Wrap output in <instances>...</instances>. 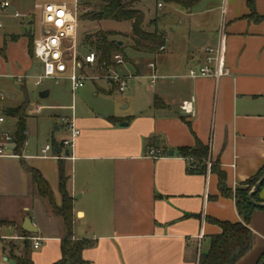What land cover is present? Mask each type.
Segmentation results:
<instances>
[{
	"label": "crops",
	"instance_id": "obj_1",
	"mask_svg": "<svg viewBox=\"0 0 264 264\" xmlns=\"http://www.w3.org/2000/svg\"><path fill=\"white\" fill-rule=\"evenodd\" d=\"M247 3L201 0L191 10L168 4L166 15L174 20V28L170 34L157 28L165 35V52L151 54L130 47L138 57L126 70L144 77L128 91L138 93L127 98L125 108L134 106L132 116L119 119L120 124L74 118L80 135L68 157L58 146L66 138L52 137L54 142L43 146L38 132L29 131L28 121L45 108L40 105L29 110L26 144L21 156L15 155L16 134L4 125L7 111L17 107H5L3 94L6 123L0 126V143L1 133H8L14 155L0 157V264H17L25 242L34 264H55L62 258L63 221L38 195L22 161L48 182L57 206L62 204L59 163L63 161L73 199L74 238L95 242L82 253L89 264H198L200 255L209 250L210 237L220 233L209 220L241 221L235 196L221 195L212 169L219 167L226 174L227 187L235 195L264 166V22L249 19ZM9 9L1 16V30L4 20L19 18ZM256 12L264 16V0H256ZM33 24L23 25L24 34L9 30L0 35V81L26 83L32 78L35 84L39 75L31 77L30 71L38 62L31 41L39 37L33 34ZM222 26L230 76L218 81L188 78L190 69L205 64L206 49L217 46ZM150 63L159 77L153 86L146 79L152 74ZM43 91L51 96L50 90ZM107 93L115 94L113 87ZM192 99L195 114L185 116L181 105ZM37 107L43 108L40 113ZM198 143L208 147L209 155L204 172L192 173L195 160L182 157L180 150L194 149ZM47 145H54V151L44 157ZM258 197L264 204V186ZM26 219L36 234L23 229ZM250 230L253 249L237 264H258L264 254V209L254 212ZM36 238L42 240L37 249Z\"/></svg>",
	"mask_w": 264,
	"mask_h": 264
},
{
	"label": "trees",
	"instance_id": "obj_2",
	"mask_svg": "<svg viewBox=\"0 0 264 264\" xmlns=\"http://www.w3.org/2000/svg\"><path fill=\"white\" fill-rule=\"evenodd\" d=\"M142 0H100L98 8L89 12L82 13L79 17L85 21L101 22V21H116L130 22L132 24V35L128 36L133 50L140 52L145 51L151 54H160L161 47L165 45V35L158 31L157 27L153 32H148L144 29L145 17L144 14L135 9L137 3ZM167 4H176L187 10L193 9L201 0H163ZM248 8L250 10L249 19L255 23L264 22V16H259L256 12V0H248ZM84 6H88L85 4ZM156 22L153 20L151 24ZM115 32L98 31L93 35H87L82 41V47L87 52H96L99 56L100 63L110 65L112 57L116 54H122L123 46H120L117 41ZM32 52L34 49V41H31ZM125 59L126 56L122 54ZM155 107H160V101L155 100ZM26 109L27 104L21 107L10 109L7 111L8 118L17 120L16 135L14 150L15 155L21 156V151L26 142L24 132L26 130ZM116 124H120L122 120L113 119ZM180 155L184 158H193L194 165L190 166V172H204V162L209 155L207 146L198 143L194 149H181ZM24 170L31 176L32 182L36 187L38 195L46 200L50 205L55 216L63 221L66 235L62 241V258L55 264H89L86 262L82 253L95 245V242L74 238V212L73 199L67 191L68 177L66 176L63 161L59 163V191L62 197L61 206H57L54 200V195L48 182L42 177L39 171L30 168L22 161ZM219 181L220 193L223 197L235 196L236 208L238 215L241 218L240 222H220L215 219H210L209 222L218 226L220 233L210 237V247L208 252L201 254L198 264H237L244 259L253 249L254 239L253 233L250 230V224L255 211L260 210L252 206L249 202L251 194L257 183L264 177V166L251 180L244 183L242 188L237 189L235 195L227 187L226 174L219 168L214 166L212 169ZM264 184L261 186L263 187ZM260 187V189H261ZM259 189V191H260ZM254 194L253 199L257 203L262 201L258 197V193ZM263 210V209H261ZM4 225V224H1ZM23 233V232H22ZM25 234V233H23ZM17 264H34L30 256V244L25 242V250L21 258H15ZM264 254L260 258L258 264H262Z\"/></svg>",
	"mask_w": 264,
	"mask_h": 264
},
{
	"label": "rangeland",
	"instance_id": "obj_3",
	"mask_svg": "<svg viewBox=\"0 0 264 264\" xmlns=\"http://www.w3.org/2000/svg\"><path fill=\"white\" fill-rule=\"evenodd\" d=\"M57 1L61 0H12V6L8 13L12 16L17 13L19 14V18L15 20L13 17H9L4 20L5 28L0 30V35H4L9 30L24 34L25 27L23 25H27L31 21L34 23L31 26L33 34L35 37H40L43 33V27L42 12L38 9V6ZM66 1L71 5L75 2L74 0ZM79 2L81 12L86 10L87 13L98 8L100 4V0H79ZM85 4H88V6H84ZM159 4H162L163 9L158 8ZM135 9L144 14V29L148 32H153L156 26L159 30L170 34L171 29L174 28V20L166 15L167 11H169L168 4L163 0H142L136 4ZM153 20L156 22L154 25L151 24ZM98 31L115 32L117 34L114 40L118 44L120 42L122 43V54L126 56L127 64L133 63L132 61L137 59V54L130 49L132 43L130 42V38L128 39V36L132 35V24L130 22H116L111 20L90 22L80 19L78 22L77 38L80 42L81 53H86L82 47L84 37L93 35ZM126 69L129 70V66H126ZM42 72L41 64L34 62L30 76L41 75ZM92 73L97 74V70H92ZM136 84L137 82H134L135 87ZM110 86L112 87L105 80H100L95 83L89 82L73 98L65 84L55 86L51 82H44L43 86L37 88L32 78H29L26 83L15 79L0 81V91L7 99L4 102V106L18 108L27 104L26 120L30 118L29 110H33L37 105L45 107L38 116L31 118L27 123L29 131L38 132L39 142L43 146L47 141H50V143L54 142L52 137L57 141L69 137V133L63 127L62 121L65 118H71L72 115L79 120L90 118H98L105 121H112L116 118L129 119L132 116L134 106L132 108H125L128 105L127 98L129 96H137V91L134 90L124 95L109 94L107 92ZM43 89L51 91V96L48 99H40L39 94ZM16 124V119L8 118L4 127L14 136L16 134ZM56 128H60L61 130L57 132ZM47 133L52 135L48 137Z\"/></svg>",
	"mask_w": 264,
	"mask_h": 264
},
{
	"label": "built area",
	"instance_id": "obj_4",
	"mask_svg": "<svg viewBox=\"0 0 264 264\" xmlns=\"http://www.w3.org/2000/svg\"><path fill=\"white\" fill-rule=\"evenodd\" d=\"M71 5L67 1L49 2L38 9L42 12V35L34 41L33 57L41 64L43 72L35 77V86L41 87L44 82H51L55 85L65 84L73 98L89 82L105 80L109 82L115 94H125L130 91L134 82H140L143 76L131 73L126 70V59L122 54H116L112 57V63L101 64L96 52H80V42L77 38L79 17L86 10L81 12L79 0H74ZM10 7V0H0V19ZM162 4H159V8ZM18 17V15H16ZM3 24L0 20V30ZM226 46L227 36L222 26L218 32V44L214 48H207L205 51V64L199 68L190 69L188 78L199 79L207 78L216 81L229 77L230 73L226 67ZM161 52H165V45L161 47ZM148 67L152 74L148 79L153 86L159 79L155 72V64L150 63ZM96 69L97 74L92 70ZM4 95L0 91V126L6 123V116L3 114ZM195 100L185 101L181 105V111L185 116H194ZM43 108L37 107L36 113H40ZM63 127L67 129L69 137L62 140L59 147L69 152L74 148L75 142L80 135L76 127L74 117L63 119ZM27 132H24L26 135ZM3 142L0 143V157H11L12 137L6 133H1ZM26 144V142H25ZM54 151V145H47L43 150V156ZM34 247L40 246L41 239H33Z\"/></svg>",
	"mask_w": 264,
	"mask_h": 264
},
{
	"label": "water",
	"instance_id": "obj_5",
	"mask_svg": "<svg viewBox=\"0 0 264 264\" xmlns=\"http://www.w3.org/2000/svg\"><path fill=\"white\" fill-rule=\"evenodd\" d=\"M120 46H122V43L120 42L119 43ZM50 95V92L49 91H43L39 94V97L40 99H47ZM127 124H123L122 126H126ZM58 151V148L56 147L55 149V152L57 153ZM67 157L69 156V152L66 153ZM170 155L172 156L173 155V152L170 153ZM264 184V177L257 183V185L254 187V189L252 190L251 194L249 195V202L252 206L258 208V209H264V204H260V203H257L256 201H254L253 199V196L255 193H257L260 189V187ZM23 229L30 233V234H36L38 232V230L33 226L32 224V221L30 219H26L25 222H24V226H23ZM8 264H10V262H8ZM262 264H264V260L262 262Z\"/></svg>",
	"mask_w": 264,
	"mask_h": 264
}]
</instances>
